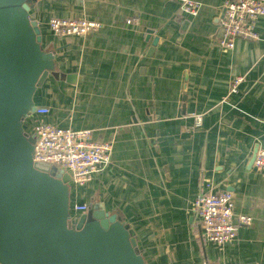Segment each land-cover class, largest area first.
<instances>
[{
	"label": "crops",
	"instance_id": "1",
	"mask_svg": "<svg viewBox=\"0 0 264 264\" xmlns=\"http://www.w3.org/2000/svg\"><path fill=\"white\" fill-rule=\"evenodd\" d=\"M194 1L197 15L176 0L37 1L43 46L74 82L49 77L35 100L51 108L47 121L112 143L108 165L72 186L74 202L117 214L147 264H264V172L253 165L264 149V17L257 40L224 51L226 0ZM55 16L103 25L61 37L47 24ZM205 179L252 218L224 246L203 238L193 210Z\"/></svg>",
	"mask_w": 264,
	"mask_h": 264
},
{
	"label": "water",
	"instance_id": "2",
	"mask_svg": "<svg viewBox=\"0 0 264 264\" xmlns=\"http://www.w3.org/2000/svg\"><path fill=\"white\" fill-rule=\"evenodd\" d=\"M39 0H0V264H147L117 214L94 206L71 217V176L33 159L25 119L57 70L30 11Z\"/></svg>",
	"mask_w": 264,
	"mask_h": 264
},
{
	"label": "built area",
	"instance_id": "3",
	"mask_svg": "<svg viewBox=\"0 0 264 264\" xmlns=\"http://www.w3.org/2000/svg\"><path fill=\"white\" fill-rule=\"evenodd\" d=\"M185 14L197 15L199 4L194 0H176ZM264 17V0H226L225 13L220 22L219 44L224 51L232 50L238 39L257 40L258 20ZM130 22V21H129ZM57 36H82L98 30L103 23L87 16L77 18L52 17L47 22ZM238 77L233 90L243 81ZM51 113L48 106H37L30 117L34 118L27 132L35 138L33 159L46 162L68 172L72 186H86L94 176L103 170L111 159L112 143L94 141L92 130L62 127L49 122ZM198 121H201L198 118ZM253 165L255 170L264 172V149L256 152ZM86 202L71 203V217L88 213ZM203 238L217 246H224L237 238L239 226H248L252 218L235 214L234 194L228 190H218L210 179L202 180L193 207Z\"/></svg>",
	"mask_w": 264,
	"mask_h": 264
},
{
	"label": "rangeland",
	"instance_id": "4",
	"mask_svg": "<svg viewBox=\"0 0 264 264\" xmlns=\"http://www.w3.org/2000/svg\"><path fill=\"white\" fill-rule=\"evenodd\" d=\"M30 126H32V124H31ZM71 187H72V183H71ZM82 190H83L82 188H79V192L82 191ZM77 192H78V188H76V187L74 188V187H73V188L71 189V203L74 202V200H75V197H74V196H75V193H77ZM89 211H90V210H89ZM88 213H89V212H88Z\"/></svg>",
	"mask_w": 264,
	"mask_h": 264
}]
</instances>
